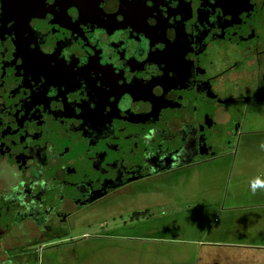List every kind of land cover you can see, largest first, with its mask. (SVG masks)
<instances>
[{
    "label": "flooded vegetation",
    "instance_id": "af4514ba",
    "mask_svg": "<svg viewBox=\"0 0 264 264\" xmlns=\"http://www.w3.org/2000/svg\"><path fill=\"white\" fill-rule=\"evenodd\" d=\"M263 74L264 0H0V264H42L86 212L233 151Z\"/></svg>",
    "mask_w": 264,
    "mask_h": 264
},
{
    "label": "rangeland",
    "instance_id": "374dc122",
    "mask_svg": "<svg viewBox=\"0 0 264 264\" xmlns=\"http://www.w3.org/2000/svg\"><path fill=\"white\" fill-rule=\"evenodd\" d=\"M246 121L250 128L262 126L254 114ZM245 132L236 147L239 154L240 149H253L249 162L224 155L155 177L147 186H133L80 217L64 244L47 250L52 252L43 256L42 264H264L261 246L217 244L246 243L247 239L261 242L256 235L245 233L247 213L255 215L256 211L235 210L239 214L235 220L228 223L224 219L228 203H258L256 196H264V190L253 194L249 187L258 176L257 166H264V160L258 164L264 159L260 149L264 132ZM132 210H148L146 229H124L125 221L131 225ZM218 228L235 234L217 235L213 230Z\"/></svg>",
    "mask_w": 264,
    "mask_h": 264
},
{
    "label": "crops",
    "instance_id": "0c3cea01",
    "mask_svg": "<svg viewBox=\"0 0 264 264\" xmlns=\"http://www.w3.org/2000/svg\"><path fill=\"white\" fill-rule=\"evenodd\" d=\"M251 78V79H250ZM247 79L248 81L249 80H252L253 77L248 75L247 76ZM261 79H264V74H263V77H261ZM261 90L264 92V83L262 84L261 86ZM262 107L264 108V95H263V104H262ZM260 117V121L262 122V126L259 127V129H255V128H250L248 127L247 130H246V134H254V133H261V132H264V116H259ZM253 149H240L241 153L239 154V149L238 147H236L233 151L227 153L225 155V157H228V156H235V159L234 161H236V158H237V161L240 159L241 162H249L248 159L250 158L251 154L249 153V151H251ZM240 155V156H239ZM239 160V161H240ZM258 160V159H257ZM263 160H259L258 161V164L261 162L263 163ZM257 170H258V176L260 178H264V166H257ZM257 199H259L261 202H258V203H250V202H244V203H234L232 202L231 204L228 203V206L227 208H224L223 209V212L225 213V217L224 219L225 220H228V223L233 220H235V216L239 215V214H236L235 210L236 211H241V212H252V211H256L257 214L253 215L251 213H247L248 214V218H247V222L245 223L246 227L245 229L247 230L245 233H250L249 236H252V235H256L258 237V239H261V242H255L253 239L250 241L247 239L246 243H234L232 242L231 240L230 241H217V244L219 243L220 246L222 245H228L230 244L229 246H236V247H253V246H261V249L263 250L264 248V196H256ZM228 213V214H227ZM251 221L253 222H257V225L254 226ZM263 223L262 225L259 223ZM263 227V228H262ZM223 228H218L216 230H213L215 231V234L217 235H221V234H226V235H229V236H234L235 234V231H229V233L227 234L228 231H226V229L222 230ZM223 231V232H222ZM256 232V233H254ZM256 240V239H255ZM235 244V245H234Z\"/></svg>",
    "mask_w": 264,
    "mask_h": 264
},
{
    "label": "clouds",
    "instance_id": "9594fccd",
    "mask_svg": "<svg viewBox=\"0 0 264 264\" xmlns=\"http://www.w3.org/2000/svg\"><path fill=\"white\" fill-rule=\"evenodd\" d=\"M260 149L264 150V143L260 145ZM249 187L253 194H255L258 190H264V179L257 176L249 182Z\"/></svg>",
    "mask_w": 264,
    "mask_h": 264
},
{
    "label": "water",
    "instance_id": "95a60500",
    "mask_svg": "<svg viewBox=\"0 0 264 264\" xmlns=\"http://www.w3.org/2000/svg\"><path fill=\"white\" fill-rule=\"evenodd\" d=\"M234 149V148H233Z\"/></svg>",
    "mask_w": 264,
    "mask_h": 264
}]
</instances>
